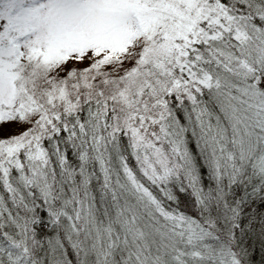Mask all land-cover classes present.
I'll use <instances>...</instances> for the list:
<instances>
[{
    "label": "snow or ice",
    "instance_id": "obj_1",
    "mask_svg": "<svg viewBox=\"0 0 264 264\" xmlns=\"http://www.w3.org/2000/svg\"><path fill=\"white\" fill-rule=\"evenodd\" d=\"M0 264H264V0H0Z\"/></svg>",
    "mask_w": 264,
    "mask_h": 264
}]
</instances>
